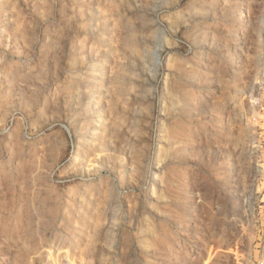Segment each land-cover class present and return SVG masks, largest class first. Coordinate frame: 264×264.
<instances>
[{
	"label": "rangeland",
	"instance_id": "obj_1",
	"mask_svg": "<svg viewBox=\"0 0 264 264\" xmlns=\"http://www.w3.org/2000/svg\"><path fill=\"white\" fill-rule=\"evenodd\" d=\"M264 0H0V264H264Z\"/></svg>",
	"mask_w": 264,
	"mask_h": 264
},
{
	"label": "built area",
	"instance_id": "obj_2",
	"mask_svg": "<svg viewBox=\"0 0 264 264\" xmlns=\"http://www.w3.org/2000/svg\"><path fill=\"white\" fill-rule=\"evenodd\" d=\"M264 247V246H263Z\"/></svg>",
	"mask_w": 264,
	"mask_h": 264
}]
</instances>
